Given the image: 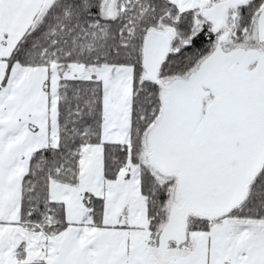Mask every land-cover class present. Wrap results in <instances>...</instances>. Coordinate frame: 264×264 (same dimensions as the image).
<instances>
[{"label": "snow or ice", "instance_id": "6c2138e0", "mask_svg": "<svg viewBox=\"0 0 264 264\" xmlns=\"http://www.w3.org/2000/svg\"><path fill=\"white\" fill-rule=\"evenodd\" d=\"M0 264H264V0H0Z\"/></svg>", "mask_w": 264, "mask_h": 264}]
</instances>
